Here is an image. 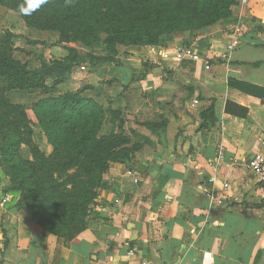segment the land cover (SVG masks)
<instances>
[{
  "label": "crops",
  "instance_id": "obj_1",
  "mask_svg": "<svg viewBox=\"0 0 264 264\" xmlns=\"http://www.w3.org/2000/svg\"><path fill=\"white\" fill-rule=\"evenodd\" d=\"M13 16L3 24L24 35ZM236 37L239 46L228 52ZM179 45L193 47L210 69L163 58ZM62 50L53 46L48 58L41 55L61 59ZM34 54L14 51L13 57L39 69ZM116 58L119 66H75L47 95L6 92L34 123L33 104L50 94L80 91L108 102L127 148L137 149L128 165L109 164L88 228L68 242L46 234L0 182V264H264V189L246 166L264 154V0L236 2L228 18L163 36L157 46L124 48ZM43 151L51 152L44 141ZM204 188L222 197V205L206 198Z\"/></svg>",
  "mask_w": 264,
  "mask_h": 264
},
{
  "label": "trees",
  "instance_id": "obj_2",
  "mask_svg": "<svg viewBox=\"0 0 264 264\" xmlns=\"http://www.w3.org/2000/svg\"><path fill=\"white\" fill-rule=\"evenodd\" d=\"M34 3L36 0H15L13 7L30 27L59 28L61 35L65 36L59 43L70 42L67 36L69 29L75 32L73 40L85 46L98 41V32L109 35L105 39L107 55L94 60L96 63L91 66L93 67L97 64L119 66L115 60L116 44L157 46L165 32L197 30L228 18L231 15L229 8L235 0H74L70 6H66V0H47V3L43 0L33 8L30 5ZM4 35L0 39V78L5 83V88L0 90V143H5L2 146L6 147V151L16 155L21 144L31 145V129L25 108L11 104L6 92L40 90L47 95L63 83L66 76L84 58L76 49L64 47L67 52L65 57L46 59L40 55L38 59L41 67L30 70L26 63L13 57V52L18 50L13 43L16 36L9 32ZM47 80H51L50 87L46 85ZM234 85L243 91L248 88L249 93L262 95L258 88L244 84ZM32 110L55 146L66 141L67 145L80 152L77 164L82 167L81 171L87 182L79 186V194L84 195L87 201L94 196L88 189V182L91 183V190L98 188L108 165L111 162L128 165L130 154L137 149H120V146L128 144V139L123 134L97 137L103 112L92 100L82 97L80 91L52 99L45 96L33 104ZM58 128H61L64 138L56 134ZM120 128L122 131L121 123ZM66 132L70 134L68 139ZM56 148L58 151V147ZM33 150L36 159L45 160L36 147ZM17 190L13 189L12 192ZM18 205L26 208L20 201ZM29 214L38 224L37 217L31 212Z\"/></svg>",
  "mask_w": 264,
  "mask_h": 264
},
{
  "label": "rangeland",
  "instance_id": "obj_3",
  "mask_svg": "<svg viewBox=\"0 0 264 264\" xmlns=\"http://www.w3.org/2000/svg\"><path fill=\"white\" fill-rule=\"evenodd\" d=\"M236 2L235 0V3L230 6L229 9L231 11L236 6ZM14 3L15 0H0V37L3 38L5 32L16 36L13 38V43L18 47V50L16 49L15 51L29 50L35 53V57L43 54L48 58L47 51L50 47L74 48L83 56L84 60L80 65L85 66L86 69L91 68L98 57L107 55V46L105 44V39L109 37L107 33L98 32V41H92L89 46H85L81 42L73 40L75 32L73 29H69L67 36L70 42L59 43L65 39V36L61 35L59 28L28 26L22 15L13 7ZM9 12L14 15L13 19L17 16L15 21L17 29L25 33L24 35H17L15 32H11L6 28L8 24H3V19ZM11 28L16 29L13 26ZM183 32H186V30L165 32L162 37ZM134 46L116 44L115 60L118 61L116 57L119 55V51L121 53L124 48ZM35 50H41V52H35ZM62 51L66 54L64 50ZM81 96L84 97L82 93ZM56 97L59 96H54L53 94L47 96L50 99ZM86 99L92 100L103 112L102 123L97 134L98 138L123 134L120 128L119 115L112 110L108 102L106 104L102 100ZM26 115L29 121L28 126L31 129L29 137L31 145L21 144L16 155H12L6 151L5 146H2L5 143H0V182L11 191L18 189L15 194L19 197L20 203L25 205L27 208L25 209L28 212L37 217V225L46 234L53 235L65 242L71 241L88 228L91 217L97 208L100 191L105 185V176L108 169L102 175L101 185L98 188L91 190V183L88 182V189L92 194L94 193V196L87 201L84 195L79 194V186L87 182L84 172L81 171L82 167L77 164V162L79 163L78 156L80 152L76 148L67 145L66 141L57 143L55 146L37 119L36 123H34L29 119L28 113ZM108 124L111 125L110 132L106 130ZM58 129V133H55L58 134V137L64 138L61 128ZM69 137L70 134L66 132V139ZM43 141L51 148V152L48 155L44 151L42 152ZM35 147L45 157V160H39L34 157L33 148ZM56 147H58V151ZM120 147V149H125L127 143ZM13 180L15 184H13Z\"/></svg>",
  "mask_w": 264,
  "mask_h": 264
},
{
  "label": "built area",
  "instance_id": "obj_4",
  "mask_svg": "<svg viewBox=\"0 0 264 264\" xmlns=\"http://www.w3.org/2000/svg\"><path fill=\"white\" fill-rule=\"evenodd\" d=\"M238 4L240 5H246L250 2H253L255 0H236ZM240 42H239V38L236 37L234 38L230 44L228 45L227 51L230 52L232 50H234L235 48H237L239 46ZM164 59H169L172 58L177 62H182V61H192L194 63H199V62H203L204 64V68L206 70L210 69V64L208 62H204L202 61V57L201 55L193 49V47L191 46H184V45H179L176 46L174 48V50L172 52H165L162 54ZM81 70L84 71L85 68L81 67ZM198 102L196 100L192 101L191 106L194 107L195 105H197ZM219 158H222V153H219ZM247 169L251 175V177L259 184L262 186V188L264 189V154H256L254 155L251 159L248 160L247 164ZM129 175H132V173L130 171H128ZM134 183H138V179L134 178ZM224 188L227 189L228 188V184H224ZM201 191L203 192L204 196L206 198H208L211 202L215 203L217 206H221L223 201H222V197H220L219 195H217L215 193V191L212 188H204L201 189ZM9 201V197L6 195L3 199H2V203H5ZM116 204L119 203L118 200L115 201Z\"/></svg>",
  "mask_w": 264,
  "mask_h": 264
},
{
  "label": "clouds",
  "instance_id": "obj_5",
  "mask_svg": "<svg viewBox=\"0 0 264 264\" xmlns=\"http://www.w3.org/2000/svg\"><path fill=\"white\" fill-rule=\"evenodd\" d=\"M45 3H47V0H44ZM74 0H66V6H70ZM21 12H23V6H21Z\"/></svg>",
  "mask_w": 264,
  "mask_h": 264
},
{
  "label": "snow or ice",
  "instance_id": "obj_6",
  "mask_svg": "<svg viewBox=\"0 0 264 264\" xmlns=\"http://www.w3.org/2000/svg\"><path fill=\"white\" fill-rule=\"evenodd\" d=\"M41 2H43V0H36V3L30 5L31 7L35 8L37 7Z\"/></svg>",
  "mask_w": 264,
  "mask_h": 264
}]
</instances>
